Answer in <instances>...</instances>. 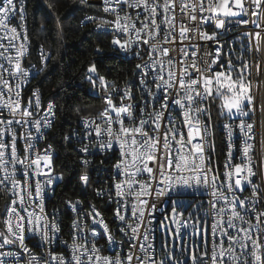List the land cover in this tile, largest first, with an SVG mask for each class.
Here are the masks:
<instances>
[{"label":"snow or ice","instance_id":"snow-or-ice-1","mask_svg":"<svg viewBox=\"0 0 264 264\" xmlns=\"http://www.w3.org/2000/svg\"><path fill=\"white\" fill-rule=\"evenodd\" d=\"M100 4L103 15L81 24L110 37L115 58L137 62L123 87L95 62L86 68L102 104L64 141L79 145L85 189L88 157L112 161L106 187L94 189L112 219L66 201L69 242L59 210L46 207L64 175L52 145L40 146L57 105H43L38 89L24 95L51 54L41 45L42 68L25 67L27 0H0V264H264V0ZM36 238L41 253L28 246ZM58 240L67 255L53 251Z\"/></svg>","mask_w":264,"mask_h":264},{"label":"trees","instance_id":"trees-1","mask_svg":"<svg viewBox=\"0 0 264 264\" xmlns=\"http://www.w3.org/2000/svg\"><path fill=\"white\" fill-rule=\"evenodd\" d=\"M100 7L92 3L81 5L79 0H28L33 54H37L41 45L52 52L47 69L34 82L57 105L56 120L47 141L55 147V166L64 175L58 190L62 200L84 195L78 179L83 172L79 154L71 143L64 141V137L77 124L79 115L94 114V109L102 104L98 97L88 92L84 81L86 68L95 62L101 75L117 81L129 76L133 68L128 60L115 58L110 53L106 47L110 37L99 35L91 23L81 24L87 14L100 12ZM97 45L102 49L101 53L95 52ZM77 109L82 111L78 113ZM215 143L216 157L222 163L224 146L219 132ZM2 205L0 200V207ZM103 212L110 220L107 208Z\"/></svg>","mask_w":264,"mask_h":264},{"label":"built area","instance_id":"built-area-1","mask_svg":"<svg viewBox=\"0 0 264 264\" xmlns=\"http://www.w3.org/2000/svg\"><path fill=\"white\" fill-rule=\"evenodd\" d=\"M90 1H95L96 2V1H100V0H90ZM98 5L101 6V4H98ZM27 6H28V0H27ZM87 15H97V16H99V15H103V13L102 12L89 13ZM83 20H84V18H83ZM84 24H88V23L85 22ZM27 28H28V32H29L28 13H27ZM29 39L31 40L30 33H29ZM43 48H44L45 51H49L50 52L51 59H52V52L49 49H47L45 46H43ZM40 49H41V46H40L39 50L37 51V54L34 55L32 49L30 47L29 54L27 56V60H26V63H25V67H27L29 64H31V65H35L36 68H42L41 59H40ZM51 59H49L47 61V64L51 61ZM125 60H128V59H125ZM136 62L137 61H131L132 65H134ZM133 70L134 69L132 68V71ZM42 72L43 71H41L39 73V75H36L34 78H32L30 80V82L25 86L24 95H25V97H28V96L31 95V91L33 89H38L40 91V93H41V102H42L43 105L46 106L48 101H52V102H54V101L49 99V98H47L43 94V92L41 91V88L38 85H36L35 82H34L42 74ZM85 75H84V81L87 83L88 92L91 95L97 97L96 92L91 90L90 85L88 84L87 80L85 79ZM108 79L109 80H114L112 78H108ZM129 79H133L131 74L129 76H127L123 80H120V81L116 80V81L118 83H120V85L123 87L124 83L127 80H129ZM55 120H56V117H55ZM54 123H55V121H54ZM54 123H53L51 129L46 133V137H48V134L51 132V130H52L53 126H54ZM77 130H80L82 132V129H80V126H79V120H78L77 124L70 130V132L68 134H70L72 132H76ZM220 134H221L222 142H223V146H224V155H223V160H222V163H223V161H224V159L226 158V155H227L228 144L226 142V139H225L224 135L222 133H220ZM45 144L52 145L50 142L47 141V138H46V141L42 142L40 146L44 147ZM71 144L74 146V149L79 146V145L75 144V141H73ZM52 147L55 149V147L53 145H52ZM55 153L56 154L54 156V163H55V159H56V156H57L56 149H55ZM79 157L81 159L80 154H79ZM88 158L91 159L93 161V163L90 165V168L88 170L89 171V175H90V185L86 189L82 187L84 195L83 196H77V197H74V198H66V199L62 200V198H60L58 196V190H59V184H60L59 183L55 187V193L54 194H50L49 198L46 201V207H47V210L49 212H51L53 209H58L59 210V214H58L57 219H58V222L60 223V227H61L60 240H68L69 242H71L70 241V231H71L70 225H71V221H72V219L74 217V213L71 211L70 208L67 207V205L65 203L68 200L75 201L76 199H80L82 201H85V210H88L87 209V204L88 203L95 204L97 206V208L104 214L106 220L111 221V219H112V211L110 210L112 206L108 205L105 199L97 198L95 196V193H94V189L106 187V184L104 182L108 179L109 173L107 171H105V169H108L111 166L112 161H105L104 164L101 165V160L104 159L102 156L97 155V156L88 157ZM215 158L217 159L216 156H215ZM55 170H56L57 173H61L60 171L57 170L56 166H55ZM83 171H84V169H83ZM245 194L247 195L248 193L246 192ZM95 202H97V203H95ZM104 208H107L108 217L110 218V220L107 218V215L103 212ZM117 239H119L118 236H117ZM27 243H28V246L30 248H32L33 251L36 252V253H41V252L44 251L43 248L35 247V245L37 243H39L38 238L30 239V240L27 241ZM100 244H101V246H103L104 245V241H100ZM52 249H53V251H55L57 253L64 252L65 255H67V253L65 252L63 244H61L59 240L55 244H53Z\"/></svg>","mask_w":264,"mask_h":264},{"label":"water","instance_id":"water-1","mask_svg":"<svg viewBox=\"0 0 264 264\" xmlns=\"http://www.w3.org/2000/svg\"><path fill=\"white\" fill-rule=\"evenodd\" d=\"M90 3H92V4H100V1H90Z\"/></svg>","mask_w":264,"mask_h":264}]
</instances>
